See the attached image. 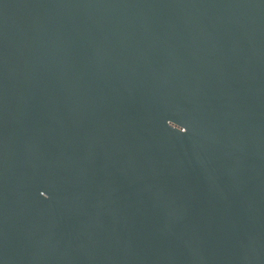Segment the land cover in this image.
<instances>
[{"label": "water", "instance_id": "1", "mask_svg": "<svg viewBox=\"0 0 264 264\" xmlns=\"http://www.w3.org/2000/svg\"><path fill=\"white\" fill-rule=\"evenodd\" d=\"M0 264H264V0H0Z\"/></svg>", "mask_w": 264, "mask_h": 264}]
</instances>
